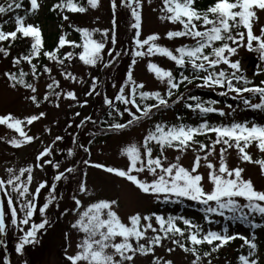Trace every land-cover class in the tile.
Wrapping results in <instances>:
<instances>
[{
	"label": "snow or ice",
	"instance_id": "1",
	"mask_svg": "<svg viewBox=\"0 0 264 264\" xmlns=\"http://www.w3.org/2000/svg\"><path fill=\"white\" fill-rule=\"evenodd\" d=\"M150 2V0H149ZM131 12L134 23L130 27L134 30L131 48L132 62L127 68V78L119 85V90L114 94V99L121 102L123 110L115 108L112 99L107 95L103 96V104L109 108H115L117 115L123 116L128 114L130 119L120 123L114 122L108 124L109 130L124 129L131 126L134 122L139 121L142 117H150L152 109H159L168 106L166 97L173 96V90L177 89L182 81L191 83L194 79H199L201 83L197 87H207L210 89L221 88L218 94L221 96L234 94L235 99H239L246 108L260 110L264 112V80L258 84L252 83L240 67L239 60L230 59L237 54L238 49L245 47L249 51H256L259 58L264 61V26L260 27L259 34L254 33V22L258 21V12H264V0H213V3L204 9H197L194 0H162L160 8V17L162 21L179 23L182 25L180 30H168L164 35L168 39L175 37H191L194 41L191 45H181L173 50L157 43L160 39L159 33H150L141 38L142 32V0H120ZM30 7L25 10V16L35 14L40 8L38 0H29ZM87 5L95 9L99 6V0H87ZM117 0H111V8L115 10ZM21 0H6L0 3V16L9 12H14L22 8ZM71 12L83 13L86 7L73 0H57L51 5V10H64ZM25 16L19 14L14 15V29L11 31L3 30L0 25V42H8L11 44L18 38H30V48L28 54L12 58L14 66L19 65L21 61H27L31 65L32 75L36 76V64L32 63L34 57L41 55L49 60L57 61L63 64L62 58L58 57V51L65 45L73 48L81 47L83 50L78 53L79 59L85 65H97L102 62L105 68L116 61L121 52L115 51L112 47L106 48V42L116 43V34L113 29H89L78 27L76 31L80 33L82 44L78 45L76 41L66 38L65 33H61L58 37L56 47L51 51L43 50V38L39 25L25 23ZM64 20H68V16H63ZM8 21H3L7 24ZM198 24L203 25L202 28ZM99 31L101 39L93 38V33ZM218 42V43H217ZM210 49L209 51H206ZM43 50V51H42ZM109 54V58L104 60V52ZM0 53L7 57L9 55L8 48L0 45ZM154 53L169 58L175 62L179 68L191 66V70L196 73L203 71L204 75H193L191 78L180 73L177 80L172 70L158 66L151 61L147 64V69L153 73L157 80L166 82L167 90L162 95L158 90H144L143 82H137L133 77V65L137 63V58L142 56H151ZM175 53V54H174ZM73 52H64L63 56L70 61ZM226 65L227 68L217 69L219 65ZM45 73L51 72V68L47 65L43 67ZM258 72L264 73V69ZM66 78L76 79L70 72H62ZM4 77L12 88L18 85L26 89H30L32 93L37 91L36 87L25 80L23 70L17 72L5 71ZM58 82L53 80L52 83L46 85L52 90ZM115 86V85H114ZM98 87L97 77L91 78L90 90L85 95L92 94ZM59 98L60 93H52ZM242 94H258L259 102L251 103L250 97ZM65 97L76 99L74 91L64 93ZM137 96L139 101H137ZM183 94L177 95L173 104L183 99ZM34 105L39 106L40 100L36 95L27 97ZM45 101L51 102L48 92L43 95ZM146 100H154L155 103H145ZM187 100L195 101V103H187L185 106L194 112L198 110L199 114L218 112L221 116L231 115L225 113L223 109L213 107L217 101L208 100L201 101L197 96H189ZM87 104V100L82 102ZM58 106V105H57ZM232 108V105H227ZM134 109V111H133ZM46 114L40 112L37 114L24 116L23 119L14 116L12 113L0 114V125H6L8 129H13L19 138L13 136L6 142L13 147L19 148L36 137L27 135L23 130V124H32L38 121ZM76 115H79L76 113ZM109 116L112 112L108 113ZM90 117H85L80 121L77 127L82 126ZM179 120L180 117L178 116ZM45 131H48L45 128ZM206 133H214L215 139L210 144L197 141L195 137ZM0 137V140H4ZM63 137L55 136L52 144L44 147L35 156V162L26 166L6 167L7 178H0V196L5 198L0 200V244L4 243V235L9 228L18 231V239L15 244L14 251L22 254L25 245L37 242L40 230L45 229L50 223L46 210L50 204L56 200L54 194L57 182L65 178V172L72 173L74 169L67 167L63 171H57L53 176L48 195L42 203H38L37 197L42 189L49 184L47 180H41L36 184L34 190L30 189L33 181L34 168L43 169L44 165H49L53 169H59L60 163L47 159L52 155L53 144L62 140ZM75 141V137L73 138ZM155 141L159 148V154L153 156V146L150 142ZM261 153H264V124L252 122L249 126L248 121H233L230 124H212L207 120H203L196 126L179 123L175 125L165 126L162 123H156L154 129L149 130L143 137L142 149L137 144L131 143L121 149L122 154L127 155L128 163L124 168L108 166L102 163H95L93 166L103 169L107 173L115 174L118 177L125 178L131 182L136 188L145 194H152L155 199H163L164 201H180L187 198L190 201L199 202L205 207L202 208L204 213L203 220L208 223L214 221L210 218V214H217L225 220L246 221L251 227L256 228L257 224L250 218L251 215L259 214L261 220H264V190H258L251 178H244L242 167H229L225 153L227 148L235 147L239 152V160L252 162L259 165L260 173L264 176V158L253 160L252 156L246 149L252 142ZM90 144L91 141H88ZM195 143L198 144L197 154L194 156L191 166L185 167L179 163V156L174 161L165 165L162 161L166 160L164 150L166 148H175L180 152L191 147ZM215 145H221L219 150L218 165L208 160L209 154L214 151ZM226 146V147H225ZM80 147H84L81 145ZM87 152L88 148H84ZM203 152V156L199 153ZM68 155H72V149H68ZM43 158V159H42ZM201 160L205 161L208 172L201 174L198 169L201 166ZM85 165L89 164L88 160L83 161ZM147 169L152 176L151 180L140 179L138 174ZM210 184L209 189H205L204 181ZM78 191L84 193L87 191L85 182L79 181L77 185ZM238 198L245 201L241 203ZM75 207L64 209V213L76 211L81 207V200L75 195L71 197ZM118 201L100 199L90 203L87 207L79 212L78 218L72 223L71 227L84 233L82 240L76 245V250L72 254L66 253V261L68 264H132L134 257L139 254L141 256L154 253V246H162L165 238L171 239L172 243L177 245L184 253H190L194 259L190 264H202V257H210L212 252H216L221 247L227 245L237 237L243 241L241 248L247 247V253L238 255V264H259L261 254L259 253V245L256 242L255 233L250 236H244L240 233L229 234L225 227L222 231L204 230L200 224L193 222L183 215L172 216L166 218L156 213L142 215L137 212L128 216L130 224L121 221L117 212L114 210ZM39 213L40 220L34 219L36 213ZM64 213H61L63 215ZM227 213V215H226ZM155 218L159 228L153 227L152 218ZM176 221H182L186 226L181 228ZM151 229V237L146 236V231ZM162 233V235H161ZM67 236V234H66ZM119 237V242L116 238ZM177 237H183V242ZM146 240V242H141ZM135 241V245L133 244ZM207 244L209 250L201 253L200 247ZM111 249L112 251H108ZM174 249L167 248V252ZM154 264H173L171 260L157 257L153 254ZM2 264H10L7 256L2 259ZM26 264V262H22ZM211 264V261H208Z\"/></svg>",
	"mask_w": 264,
	"mask_h": 264
},
{
	"label": "rangeland",
	"instance_id": "2",
	"mask_svg": "<svg viewBox=\"0 0 264 264\" xmlns=\"http://www.w3.org/2000/svg\"><path fill=\"white\" fill-rule=\"evenodd\" d=\"M42 1L43 6L40 8V13L38 18L30 17L25 23H32L36 25L35 21H39L42 24L41 29L46 33L51 34L52 31H56V23H44L42 21V8L45 5H50L55 0H39ZM120 0H117V3ZM162 7V0H142V32L141 38L147 36L150 33H159L160 39L157 41L158 44L162 46L168 47L170 50H175L176 45L173 42H170V39L165 37V33L168 30H173L176 27L172 22L162 21L159 19L161 13L160 8ZM87 12L84 16L78 17L76 21L80 25H85L86 28L89 29H113L115 28L114 21L116 17L119 15V10L128 14L129 10L126 8L124 4H120L116 6L115 10L111 8L110 0H99V6L95 9L91 8L87 5ZM258 21L255 23V31H259L260 24L264 23V12H258ZM131 23H129V29L131 32L132 29L130 27ZM11 24L5 26L3 30L7 31ZM122 27V26H121ZM123 30V28H122ZM115 33L116 30L114 29ZM125 33V30H123ZM93 38L96 40L101 39V33L99 31L93 33ZM111 46L110 42H106V48ZM245 47H241L238 49L237 54H234L230 59L239 60L240 67L243 72L248 74H255L254 71L257 70L256 62L252 60H245L244 56ZM107 52L105 51L103 56L106 57ZM175 54V53H174ZM151 61L156 63L158 66H161L165 69H170L175 65L174 61H171L167 57H163L160 54L154 53L151 56H142L137 58V63L133 65V77L137 82H143L145 85L144 90H158L163 93L165 88L167 87L166 82H161L156 79L153 73H150L147 69L148 62ZM132 57H129L125 60V63L118 69V72L112 82L110 83L109 95L114 99V94L119 90V85L124 82L127 78V68L128 65L131 64ZM250 63V66H248ZM78 65L72 70L73 76L76 79L63 78L61 76L57 77L60 81V96L56 98L55 103L52 106L47 105H34L30 100L27 99L29 95H36L38 99L44 94L46 89V84L50 80L51 76L49 74L43 75L42 77H33L31 83L36 87L37 91L32 93L30 89H19L12 88L3 73L5 71H11V67H9V62L0 57V114L12 113L14 116L23 119L24 116L39 114L40 112H44L46 115L40 118L38 121H34L32 124H27L26 122L23 124V130L27 135H32L36 137L33 141L19 147H13L12 145L6 142L7 139L16 136L19 138L18 134L15 133L13 129H8L6 125H0V137H4V140H0V177L6 179L7 173L5 171L6 167H14L18 169L19 167L26 166L29 163L35 162V156L37 153L42 150L44 147L52 144L55 136L59 135L63 137L62 140L56 141L53 144V152L51 156H48L47 159L54 160L58 158L61 153H64V157L60 162L61 167L59 169H52L50 172L49 165H44L43 169L34 168L33 170V181L30 185V189L34 190L36 184L41 180H47L49 176L53 178V176L57 173V171H62L64 168L69 166L68 161V149H72L73 153L76 156V159L73 164L74 171L70 173L68 179H71L75 182V186L71 189L70 197L75 195L78 199L81 200V207L76 209V211H69L64 213V209L74 208V201L70 198V200H65V198H69V193H64L63 198L56 202L58 206V211L60 213H64L61 219L60 227L55 229V233H51L49 235V242L45 243L43 246L41 242L40 249L36 251V256L29 264H65L64 257L67 254H72L76 250V245L82 240L84 233L80 232L77 229L71 227L72 223L78 218L79 212L83 211L87 205L90 203L96 202L100 199L107 200H117L118 204L115 206L114 210L117 212L118 216L121 218V221L130 224V221L127 219L128 216L135 214L137 212L142 215H148L151 213H156L162 215L166 212L165 208H162L160 204L164 201L162 198L157 200L152 194H145L140 192L135 185L131 182L127 181L125 178H121L116 176L115 174H110L104 171L103 169L95 168L93 165L95 163H102L108 166L121 167L124 168L128 163L127 155L122 154L121 149L126 147L131 143L137 144L138 147H141L143 144V137L147 134L149 130L154 129L156 123L165 124V126H170L171 124H175L177 117L169 112H161L151 116L150 118L142 117L139 121L134 122L131 126L125 127L121 130H112L110 134L105 135L104 133H100L99 135H95L93 140H90L89 137L83 136L82 143L84 147H73L70 145L71 138L76 131L75 122L84 118L90 110L88 104H83L81 95L83 89L82 83L86 80V73L92 67V65H85L83 61L79 60ZM227 68L226 65L217 66V70L220 68ZM84 80V81H83ZM115 85V86H114ZM67 91H74L76 95V99L73 100L71 98L65 97L64 93ZM258 101L251 102L257 103ZM58 105V106H57ZM217 108L223 109L225 113H232L231 115L219 116L223 120H239L242 117L245 110H249L251 108L242 107H232L228 108L225 106H217ZM254 110V109H251ZM256 113H260V110H254ZM78 113L79 115H76ZM194 119H189V121H193ZM45 128L48 131H45ZM88 141H91L89 144ZM211 140H208L205 144H210ZM80 145V146H81ZM150 145L153 146L152 155L155 156V151L158 150V146L155 141L150 142ZM88 148V151L85 152L84 148ZM198 144L193 143L191 147L185 149V151L180 152L175 148H166L164 150V156L167 157L166 160L162 161L165 165L169 162L174 161V159L179 156V163H181L185 167H190L194 156L197 154L196 150L198 149ZM221 145H215L214 151L209 154L208 160L212 161L213 164L218 165L219 159V150ZM250 151H255L256 148L252 147L249 149ZM203 156V152L199 153ZM239 152L235 147L227 148L225 153V159L228 166L231 167H242L244 172L242 173L244 178H251L254 186L258 190H264V178L260 173L259 165L255 163H250L246 161L239 160ZM43 159V158H42ZM88 160L90 163L85 165L83 161ZM66 161V162H65ZM92 163V164H91ZM198 171L205 175L208 172L205 161L201 160V166ZM67 174V173H66ZM65 174V175H66ZM138 178L151 180L152 176L145 169L143 172L138 174ZM79 181H83L86 184L87 191L81 193L78 191L77 185ZM205 189L210 188V184L205 179L204 181ZM63 188V187H62ZM48 195V189H42L41 193L37 197V201L42 199L41 203L44 201L45 197ZM241 203L245 201L243 198H238ZM192 214L198 219V213L194 210H183L182 214ZM38 214V212L36 213ZM61 215V214H60ZM216 215V214H211ZM36 216H34V219ZM36 220V219H35ZM37 221V220H36ZM39 222V221H37ZM153 227L158 228V224L153 217L151 220ZM227 228L229 234L240 233L242 235L248 236L249 233L237 222H231V220H226L222 230ZM216 229L218 226H208L207 229ZM9 233H13L16 238H14V242L17 243L18 239V231L10 228ZM255 233L256 240H259V244L262 247V239L261 237L263 233L261 229H254L251 234ZM67 234V236H66ZM154 235L151 229L146 231V236L151 237ZM7 236L4 235L3 239L6 240ZM38 240V238H37ZM120 238H116V242H119ZM141 242H146V240H141ZM36 243V242H34ZM5 244V242L3 243ZM33 244V243H31ZM135 245V241H133ZM166 243L163 242L162 246H159L156 250L157 257L162 258H171L173 264H190V261L185 258L182 253L177 251L167 252ZM108 251H112L108 249ZM227 253L230 255L232 251L229 250ZM13 255H9L8 258L10 260V264H19L17 257ZM228 256H226L227 258ZM2 263V260H0ZM127 264V262H126ZM132 264H154L150 255L141 256L137 254Z\"/></svg>",
	"mask_w": 264,
	"mask_h": 264
},
{
	"label": "trees",
	"instance_id": "3",
	"mask_svg": "<svg viewBox=\"0 0 264 264\" xmlns=\"http://www.w3.org/2000/svg\"><path fill=\"white\" fill-rule=\"evenodd\" d=\"M5 2H6V0H0V3H5ZM73 2L85 6V0H73ZM21 3L23 5L22 8L15 10L14 12H9L3 16L5 18H8V16L14 17V15H16V14L24 16L25 10L30 7V4H29V0H21ZM211 3H213V0H203L201 2V5L196 7V8L197 9H204L208 5H210ZM43 12H44L43 20L45 22L50 23L52 21H55L59 24V28L62 27L64 24L65 26L63 27V33L66 34V38L73 40V41H76V43L78 45L82 44V40L80 38V33L76 31V28H78L80 26L68 25L64 22V19H63L64 15H67L68 18L70 16L74 15L73 17H74V19H76L77 16H79V15H77L79 12H71V11H68L67 9L60 10V11L51 10L50 7L46 8ZM29 15L30 14H28V16ZM72 21H73V18H72ZM198 27L202 28L203 25L198 24ZM181 28H182V25L179 24L178 30H180ZM59 35H60V33L54 32V31H52L51 34H48L46 32L42 33L43 50L51 51L53 48H55ZM177 39H178L180 44L182 43L181 45H191L194 43V41L191 37H177ZM125 43L126 42H125L123 37L117 38V45L115 46V51L121 52L120 57L116 61H114L112 64L108 65V67L104 71H102L100 73V75H97L98 87L96 90H94L92 92V94H90L93 107H92L91 114L89 116L95 122L92 123V121H90L88 124L84 123L82 126L77 127L78 132L74 136L77 141H80V136H82L84 134L87 135L91 132H95V131L100 130V129L101 130H107L106 128H108V124L114 123V122H120V120L122 118V116L117 115V113L114 115V113L116 112L115 108H120L122 111V105L114 104L115 108H109L107 105H104L103 104V97H102V95L99 94V91L104 89L103 83H105L108 80V78L110 77V75H111L110 71L115 68V66L118 64V61H120L122 56L125 54V51H124L125 47H126ZM3 45H4L3 47L8 48L9 55L7 57L3 56L2 53H1V55L4 58H6L7 60H9L11 65L13 67H15L12 70V72L18 73L20 70H23L25 73H27V75L25 76V80L27 82H30L31 76H33L32 71H31V65L27 61H21V63L19 65H16V66H14L12 64V58L13 57L20 56L21 54H28V49L30 48V38H18L17 40L13 41L11 44L6 42ZM209 50L210 49H208L206 51H209ZM80 51H82L81 47L73 48L69 45H65L62 49H60L58 51V57L63 59V61H64L63 64H59V63H57V61L49 60L47 57H44L42 55V53L40 56L34 57L32 63L36 64L37 72L39 73L35 77H40L43 74H46L43 71V67L45 65H47L49 68H51V72L48 73V74H50L51 79L47 84L52 83L53 80L57 81V79H56L57 75H62L61 74L62 72H70L71 73L72 69L75 65V62L79 57L78 53ZM64 52H73L74 53V55L70 61L67 59V57L63 56ZM244 56H245L246 62H247V60L249 61L250 59L253 60V59L259 58V54L254 50L253 51L247 50ZM260 68L264 69V66H262ZM181 72H183L184 75L189 76L190 78L193 75H203L201 72L196 73L193 70H191L190 65L187 66L186 68H179L178 66H176L174 68L173 75L177 80L179 79ZM62 76L65 77L64 75H62ZM248 79L251 80L252 83L258 84L261 80H264V73L258 72L257 76H255L253 78H248ZM200 83H201V81L199 79H194V80H192L191 83H188L187 81H182L179 84L178 88L173 90V96L166 97V99L168 100V106L165 108L166 109L172 108V106L174 105L172 103V101L175 100V97L177 95H180L181 93L183 94L184 98L181 101H178L177 103L182 102L183 113H185V111H186L185 101H187V103H193V104L195 103V101L187 100V97H189V96H197L201 99V101L215 100V101H217V103L215 105H217V104H223V105L234 104L235 105V104H237L238 101H239V103L241 102V100L234 98V94H229V95H224V96L219 95L218 93L220 91H223V89H221V88L210 89V88H206V87L205 88L204 87H197V85H199ZM90 85H91V79L88 82V86H90ZM17 87L22 88V89L24 88L23 86H20V85H18ZM59 87L60 86H58V84H57L53 87L52 90H49L48 88H46L45 92L49 93L51 102L45 101L43 99V97H41L39 99L40 102L47 103L48 106H51L55 102V99H56V96H54L52 93L58 92ZM163 95H165V94H163ZM242 95L245 97H250V100L258 98V94H242ZM137 101H139V100H137ZM145 103H155V101L154 100H146ZM109 112H112L111 116L108 115ZM252 143H255V141H253ZM158 154H159V151L157 152L156 155H158ZM69 175H70V173L68 174V176ZM64 179L65 180L63 181V183L65 184V186L70 187V185H73V184L75 185V182L73 180H71V179L66 180L68 178H64ZM65 190L67 191V193H69L68 189H65ZM56 194H58L57 190H56ZM58 196H59V194H58ZM69 198H70V193H69ZM170 203H172V205L175 207V210L178 207H182V203H185L184 204L185 207L189 206L190 204L195 205V207H199L198 208L199 210L201 209V206H203L201 204L200 205L194 204V203H192V201L188 200L187 198H182L180 201L170 200ZM50 205H51V207H50L51 211L57 210V208L53 205V203ZM168 215L177 216L176 213H174V211L173 212L170 211L168 213ZM250 218L252 219L253 222L264 226V220H261L260 216L254 215V217L250 216ZM177 238L181 239V241L183 242V237H177ZM164 241L168 242V243L172 242L171 239H168V238H165ZM172 246L175 249H178L179 251L181 250L175 244H172ZM157 247H159V246H154V253H152L150 255L151 258L153 257V254L155 256H157V254L155 253V250L157 249ZM199 247H200L201 253L205 250L210 251V247L207 244H204V245L199 246ZM221 248H223V247H221ZM221 248L218 249L216 252H212L210 257H207V258L202 257V264H208L209 260L211 261V264H220L221 261H218V260L224 259V257H225V254L220 253ZM36 249H28V251L30 252V254L28 253L29 258L34 255ZM181 252H183V250H181ZM28 254L26 256H23L24 260L27 258ZM184 254L187 257H189L191 260L194 259V257L190 253H184ZM238 255H239L238 253L234 252V255H231L229 258L224 259L223 264H238V260H237ZM26 260H28V259H26ZM166 260H169V259H166ZM259 264H264V262H259Z\"/></svg>",
	"mask_w": 264,
	"mask_h": 264
}]
</instances>
